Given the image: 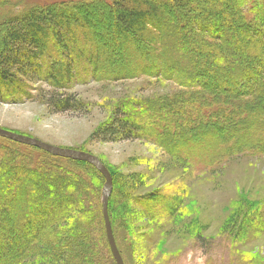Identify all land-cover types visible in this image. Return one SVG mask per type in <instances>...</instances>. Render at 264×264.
<instances>
[{"label":"rangeland","instance_id":"obj_1","mask_svg":"<svg viewBox=\"0 0 264 264\" xmlns=\"http://www.w3.org/2000/svg\"><path fill=\"white\" fill-rule=\"evenodd\" d=\"M95 1L0 0V47L5 19L27 8ZM239 2L245 11L256 5L264 12V0ZM260 22L264 27V18ZM111 25L106 16L95 18L97 31L105 32ZM116 36L121 37L107 34L104 39L109 43ZM75 51L80 54L79 48ZM250 55L256 59L264 52L259 47ZM54 58L52 63L63 60ZM122 59L117 54L114 63L121 64ZM80 60L84 63L74 67L66 87L57 90L47 80H34L28 81V97L1 95L0 127L90 153L107 167L113 179L108 214L124 264H264V148L247 145L229 151L225 144H214L215 137L225 139L231 124L239 120L220 117L213 123L215 110L209 105L203 107L198 99V92L209 101V91L229 96L233 92L211 84L207 92L186 87L178 75L166 78L139 73L123 77L112 68L101 75L100 68L90 65L85 55ZM252 60L249 65L259 67L258 61ZM112 74L117 77L112 78ZM263 83L264 73L258 80L244 81L237 94L251 102L259 93L251 95L247 87L260 91ZM52 93L69 97L77 105L56 111L46 104ZM117 111L128 116L137 133L114 141L94 137L93 133L110 123ZM213 127L218 128L217 136L206 135ZM14 142L1 139L3 153L17 147ZM51 157L42 155L40 159L64 167L67 173L76 172L82 179L81 192L75 197L84 210L79 225L91 239L87 243L81 237V248L94 254L87 262L115 264L101 218L104 178L83 162ZM152 204L155 209H151ZM70 223L71 218L64 216L46 228L39 245L44 250L47 245L57 247L70 232ZM21 236L17 237H26ZM12 244V240L6 242L5 247ZM42 259L37 251L21 264H42L38 263ZM46 261L56 264L58 260L49 257Z\"/></svg>","mask_w":264,"mask_h":264},{"label":"trees","instance_id":"obj_2","mask_svg":"<svg viewBox=\"0 0 264 264\" xmlns=\"http://www.w3.org/2000/svg\"><path fill=\"white\" fill-rule=\"evenodd\" d=\"M93 3H46L5 19L0 47V96L28 97V81L34 80H47L57 90L66 87L72 81L74 67L81 64L80 57L85 55L90 65L100 68L101 75H107L105 72L112 68L123 77L139 73L166 78L178 75L182 85L204 91L210 84L225 87L233 92L232 96L209 91V101L198 92L202 106H212L211 111L216 112L213 123L220 117L239 120L231 124L225 139L215 137L213 143L225 144L229 151L247 145L264 148V83L260 91L247 87L251 90L249 94L254 91L253 95L260 94L251 102L243 101L240 97L243 94H237V87L244 81L258 80L264 73V55L256 59L250 55L259 47L264 52L261 8L255 5L245 11L239 0H96ZM97 15L111 21L110 29L96 30ZM107 34L111 38L117 34L121 37L106 43ZM117 54L123 63H114ZM54 57L63 60L52 63ZM252 59L258 61L259 67L249 65ZM113 75L112 78L117 77ZM71 100L52 93L46 104L62 111L77 105ZM135 130L138 131L128 116L117 111L110 123L98 128L93 136L104 141L124 140L132 138L137 133ZM217 130L210 128L206 135L217 136ZM14 143L17 147L4 153L0 146V264H21L37 251L43 257L38 262L42 264H49L46 261L49 257L58 260L56 264H83L93 259L94 254L90 250L84 252L80 242L81 237L91 242L88 232L79 225L84 210L75 196L81 192L82 179L76 172L67 173L64 167L40 158L47 155L83 162L98 170L85 161ZM110 197L111 194L108 205ZM150 207L155 209L156 205ZM64 216L71 218L70 232L57 247L47 245L44 250L39 245L44 230ZM21 234L26 237L19 239ZM11 240L15 244L5 247ZM66 251H70L67 257Z\"/></svg>","mask_w":264,"mask_h":264},{"label":"water","instance_id":"obj_3","mask_svg":"<svg viewBox=\"0 0 264 264\" xmlns=\"http://www.w3.org/2000/svg\"><path fill=\"white\" fill-rule=\"evenodd\" d=\"M0 137L15 141L20 144L36 147L55 156L88 162L100 172V174L104 178V184L102 188L101 208H102V217L104 222V229H105L107 243L115 264H124L122 256L117 248L114 239V235L110 224L109 214H108V198L112 191V177L107 167L95 155H92L90 153L73 148L52 145L35 137H31L28 135L3 129L1 127H0Z\"/></svg>","mask_w":264,"mask_h":264}]
</instances>
